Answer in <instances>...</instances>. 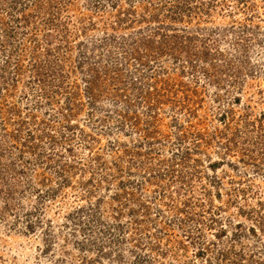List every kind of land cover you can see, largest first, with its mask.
Returning <instances> with one entry per match:
<instances>
[{
    "label": "rangeland",
    "instance_id": "obj_1",
    "mask_svg": "<svg viewBox=\"0 0 264 264\" xmlns=\"http://www.w3.org/2000/svg\"><path fill=\"white\" fill-rule=\"evenodd\" d=\"M0 264H264V0H0Z\"/></svg>",
    "mask_w": 264,
    "mask_h": 264
}]
</instances>
